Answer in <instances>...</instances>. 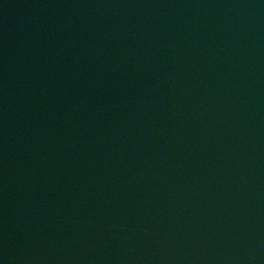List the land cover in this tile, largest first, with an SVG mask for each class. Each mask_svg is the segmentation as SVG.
<instances>
[{
    "label": "water",
    "instance_id": "95a60500",
    "mask_svg": "<svg viewBox=\"0 0 264 264\" xmlns=\"http://www.w3.org/2000/svg\"><path fill=\"white\" fill-rule=\"evenodd\" d=\"M263 161L264 0H0V264H206Z\"/></svg>",
    "mask_w": 264,
    "mask_h": 264
}]
</instances>
